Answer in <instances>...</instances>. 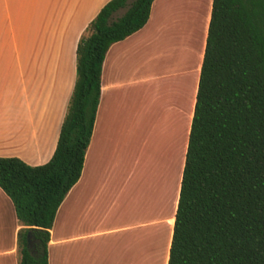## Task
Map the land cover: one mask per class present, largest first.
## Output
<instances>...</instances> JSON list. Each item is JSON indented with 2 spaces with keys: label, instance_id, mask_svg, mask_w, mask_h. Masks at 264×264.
I'll return each mask as SVG.
<instances>
[{
  "label": "crops",
  "instance_id": "1",
  "mask_svg": "<svg viewBox=\"0 0 264 264\" xmlns=\"http://www.w3.org/2000/svg\"><path fill=\"white\" fill-rule=\"evenodd\" d=\"M108 1L0 0V157L31 166L51 158L77 43ZM211 8L153 0L144 26L109 46L81 175L49 230L48 264H167ZM20 228L0 188V264H19Z\"/></svg>",
  "mask_w": 264,
  "mask_h": 264
},
{
  "label": "trees",
  "instance_id": "2",
  "mask_svg": "<svg viewBox=\"0 0 264 264\" xmlns=\"http://www.w3.org/2000/svg\"><path fill=\"white\" fill-rule=\"evenodd\" d=\"M152 2L109 0L85 28L51 158L0 157L19 264H48L49 230L92 135L105 53L144 26ZM167 264H264V0H212Z\"/></svg>",
  "mask_w": 264,
  "mask_h": 264
},
{
  "label": "water",
  "instance_id": "3",
  "mask_svg": "<svg viewBox=\"0 0 264 264\" xmlns=\"http://www.w3.org/2000/svg\"><path fill=\"white\" fill-rule=\"evenodd\" d=\"M27 241H28V244H30V241H29V235H28V237H27Z\"/></svg>",
  "mask_w": 264,
  "mask_h": 264
},
{
  "label": "rangeland",
  "instance_id": "4",
  "mask_svg": "<svg viewBox=\"0 0 264 264\" xmlns=\"http://www.w3.org/2000/svg\"><path fill=\"white\" fill-rule=\"evenodd\" d=\"M120 13V12H119Z\"/></svg>",
  "mask_w": 264,
  "mask_h": 264
}]
</instances>
